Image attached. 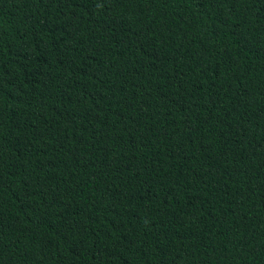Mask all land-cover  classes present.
<instances>
[{
  "label": "trees",
  "instance_id": "obj_1",
  "mask_svg": "<svg viewBox=\"0 0 264 264\" xmlns=\"http://www.w3.org/2000/svg\"><path fill=\"white\" fill-rule=\"evenodd\" d=\"M0 264H264V0H0Z\"/></svg>",
  "mask_w": 264,
  "mask_h": 264
}]
</instances>
